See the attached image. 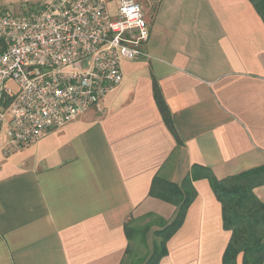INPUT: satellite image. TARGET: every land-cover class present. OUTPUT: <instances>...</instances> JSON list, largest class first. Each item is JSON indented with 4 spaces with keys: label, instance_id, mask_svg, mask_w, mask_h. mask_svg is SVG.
Here are the masks:
<instances>
[{
    "label": "crops",
    "instance_id": "0c3cea01",
    "mask_svg": "<svg viewBox=\"0 0 264 264\" xmlns=\"http://www.w3.org/2000/svg\"><path fill=\"white\" fill-rule=\"evenodd\" d=\"M137 2L149 38L145 56L122 63L121 84L35 144L0 154V264H124L130 218L176 216L149 196L155 176L180 186L192 166L220 181L264 165V21L252 2ZM192 186L159 264H222L231 233L220 203L206 179ZM253 193L264 204V184Z\"/></svg>",
    "mask_w": 264,
    "mask_h": 264
},
{
    "label": "built area",
    "instance_id": "2783aa9c",
    "mask_svg": "<svg viewBox=\"0 0 264 264\" xmlns=\"http://www.w3.org/2000/svg\"><path fill=\"white\" fill-rule=\"evenodd\" d=\"M46 0L0 13V154L9 156L97 108L145 56L137 0Z\"/></svg>",
    "mask_w": 264,
    "mask_h": 264
},
{
    "label": "trees",
    "instance_id": "16d2710c",
    "mask_svg": "<svg viewBox=\"0 0 264 264\" xmlns=\"http://www.w3.org/2000/svg\"><path fill=\"white\" fill-rule=\"evenodd\" d=\"M250 2L264 21V0H250ZM152 93L164 125L177 144H180L171 114L155 80L152 81ZM199 179L208 181L221 206L222 226L231 233L222 257V264H237L239 255L241 264H264V204L253 193L255 187L264 184V165L220 181L209 169L192 166L180 186L155 176L150 186L149 196L175 206L176 216L170 223L154 214L149 213L143 216L154 218L153 223L157 230L153 236L157 240L153 241L150 255L133 264H159L167 255L166 244L182 225L185 213L196 197L192 183ZM132 221L133 219L130 218L124 224V233L128 240L125 255L129 254V245L134 236L139 237L148 229L136 231L131 226Z\"/></svg>",
    "mask_w": 264,
    "mask_h": 264
},
{
    "label": "rangeland",
    "instance_id": "374dc122",
    "mask_svg": "<svg viewBox=\"0 0 264 264\" xmlns=\"http://www.w3.org/2000/svg\"><path fill=\"white\" fill-rule=\"evenodd\" d=\"M36 1L37 0H0V11L1 13L10 15L23 16L40 5L38 1ZM153 222L154 218H146L143 216L132 221L131 226L134 230L142 231L145 228L148 229L143 235L140 234L139 237L134 236L133 241L129 245L130 251L124 264H133V262L150 255L153 241L156 239L153 233L157 230Z\"/></svg>",
    "mask_w": 264,
    "mask_h": 264
}]
</instances>
